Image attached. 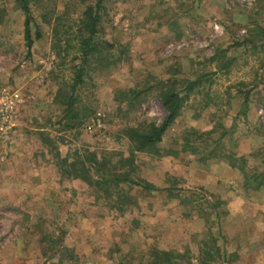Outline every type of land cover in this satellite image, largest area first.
<instances>
[{
  "label": "rangeland",
  "instance_id": "374dc122",
  "mask_svg": "<svg viewBox=\"0 0 264 264\" xmlns=\"http://www.w3.org/2000/svg\"><path fill=\"white\" fill-rule=\"evenodd\" d=\"M96 1L34 4L33 35L41 37L29 51L25 15L15 0H0V96L6 88L22 95L14 125L0 130V264H151L155 249L196 264L209 228L219 233L211 208L219 203L218 244L235 246L225 218L236 183L224 181V194L210 191L214 164L227 162L207 155L212 139L220 138L224 150L259 146L247 156L264 157V0H103L99 36L114 43L112 53L123 60L108 69L95 61L87 66L70 128L58 93L70 90L65 81L79 60L76 49L67 48L73 33L66 31ZM227 59L233 60L229 68L220 69ZM169 78L199 80L160 144L177 155L131 154L126 128L160 124L166 109L154 94L129 106L119 92ZM99 112L102 125L90 127ZM191 128L213 130L194 142L198 153L182 148L183 132ZM86 150L157 189L121 183L113 193L62 176L61 157ZM252 164L250 184L264 170ZM239 257L236 251L227 255L234 264Z\"/></svg>",
  "mask_w": 264,
  "mask_h": 264
},
{
  "label": "trees",
  "instance_id": "16d2710c",
  "mask_svg": "<svg viewBox=\"0 0 264 264\" xmlns=\"http://www.w3.org/2000/svg\"><path fill=\"white\" fill-rule=\"evenodd\" d=\"M51 3V0H49ZM89 0H65L66 6L86 4ZM18 7L25 15L24 21V38L27 49L31 51L36 39L41 37L40 32H36V37L33 35L32 27L34 25L35 17L33 14V5H41L44 0H15ZM102 2L103 0H97L94 5H87L80 12L78 18L73 20L75 26L70 25L69 31H72L73 37L66 39L67 48L76 49V59L79 63L75 66L74 77L70 81H65V84L70 90L59 91V102L64 106L63 112L65 117L71 122L69 127L73 128L75 125L73 120L78 117L76 111V104L78 102V91L85 83V76L87 66L92 62H98L103 65L104 69H108L116 66L121 60L112 53L115 48V44L102 39L99 36L98 25L102 16ZM67 15L66 9L55 16V21L62 20ZM44 22L51 23V19H47L44 15ZM58 32V28H55ZM232 59H227L222 62L220 69L226 70L229 68ZM180 79L169 78L167 80L154 79L147 87L143 88H129L128 91H120L123 101H126L130 106H138L147 100L149 94H154L160 99L164 108L166 109V116L160 124L155 122L143 121L138 126L126 128V136L132 146L131 154H135L137 151L148 152L153 155H177L176 150H163L160 149V144L163 141L164 135L176 122L177 118L181 114V109L186 100L189 99L190 94L194 91L195 87L199 84V80H184L181 84ZM76 123V122H75ZM212 134V131H201L195 128H191L183 132L182 148L184 150L191 149L193 153H198L199 148L194 142L198 141L205 134ZM227 135V131H223L221 138ZM220 139V138H219ZM219 139L213 140V150L207 155L209 158H216L218 160L223 159L232 168L238 169L243 172L245 184L244 187L248 189H259L264 183V170L254 172V184H250V176L248 165L253 160L251 156L238 155L237 152L232 150H224L223 145L219 142ZM203 142V139L199 141ZM60 155V152H57ZM204 155V154H202ZM97 154L92 151L86 150L84 154H80L78 151L75 157L72 159L69 155L62 156L59 161L60 173L62 176L73 177L74 179H81L93 188L104 189L106 192L112 191L115 193V187L121 183H131L134 185L142 186L145 190H156L157 188L151 185L149 182H137L131 178L128 174H123L117 168V166H111L108 158H97ZM127 160V159H126ZM130 160V159H129ZM128 161V160H127ZM222 161V160H221ZM110 165V167H109ZM114 186V187H110ZM220 204V203H219ZM219 204L212 205V210L216 214L218 219L217 225L219 226L218 235L209 228L208 239L203 242V248L200 251V258L197 259L196 264H230V260L227 258L226 252L223 251L220 244H218L219 237H222L220 233V212ZM219 212V215H218ZM209 219L207 220V222ZM155 258L150 259L151 264H181V262L174 257L171 252L155 249Z\"/></svg>",
  "mask_w": 264,
  "mask_h": 264
},
{
  "label": "crops",
  "instance_id": "0c3cea01",
  "mask_svg": "<svg viewBox=\"0 0 264 264\" xmlns=\"http://www.w3.org/2000/svg\"><path fill=\"white\" fill-rule=\"evenodd\" d=\"M257 147L259 146L248 145L247 149H239L237 152L239 155H248L259 150ZM251 163L257 165L264 164V157H257ZM214 166L216 169L215 174L212 176L211 186L207 185L208 189L210 188V191L214 193L224 194L223 182L226 181L236 183L237 190V193L230 194V197H232L230 198L231 206H229L231 215H227L225 218L227 225L225 228H229L227 239L230 241L234 239L237 241V244L227 247V250L222 248L223 251L227 255L236 251L240 256V264H264V183L259 189L246 190L244 187L245 180L241 178V172L238 169L232 168L228 163L223 161L216 162ZM223 170L227 173L225 177L221 174ZM230 173H233L237 179L231 180V177L226 178ZM247 191L248 193H246ZM245 204H250V211L246 210ZM231 225L236 227L235 231L231 230ZM220 228L222 227L220 226ZM230 264L234 263L230 262Z\"/></svg>",
  "mask_w": 264,
  "mask_h": 264
},
{
  "label": "built area",
  "instance_id": "2783aa9c",
  "mask_svg": "<svg viewBox=\"0 0 264 264\" xmlns=\"http://www.w3.org/2000/svg\"><path fill=\"white\" fill-rule=\"evenodd\" d=\"M22 101L21 92L14 89H4L0 96V130H9L14 125L15 107ZM90 127H100L102 125L101 113L91 122Z\"/></svg>",
  "mask_w": 264,
  "mask_h": 264
}]
</instances>
